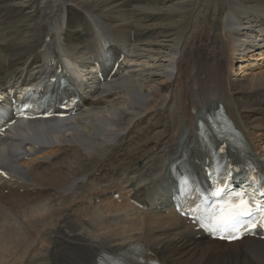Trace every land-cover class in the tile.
<instances>
[{
	"label": "bare ground",
	"instance_id": "1",
	"mask_svg": "<svg viewBox=\"0 0 264 264\" xmlns=\"http://www.w3.org/2000/svg\"><path fill=\"white\" fill-rule=\"evenodd\" d=\"M218 1L0 0V88L12 81L26 85L52 48L87 67L90 50L104 36L126 44L134 59L79 116L18 126L16 134L0 140V164L16 172L25 191L40 192L30 201L13 195L0 199V264H93L100 247L118 249L143 239L165 264H264V242L243 239L226 247L195 242L176 218L138 216L103 197L157 178L182 156L183 140L196 147L197 120L209 128L215 102L222 103L264 164V72L239 81L226 75V67L240 60L264 61V0ZM190 45L197 52L193 66L188 76H175L169 101L181 103V115L169 107L165 91L172 80L165 78L183 72L176 54ZM185 56L186 51L180 59ZM204 69L210 77L201 76ZM146 129L150 137L142 133ZM160 140L166 141L157 146ZM145 143L150 150H144ZM156 147L161 155L152 152ZM146 154L148 161L138 167ZM26 155L31 161L15 163ZM99 199L105 204L100 209Z\"/></svg>",
	"mask_w": 264,
	"mask_h": 264
},
{
	"label": "snow or ice",
	"instance_id": "2",
	"mask_svg": "<svg viewBox=\"0 0 264 264\" xmlns=\"http://www.w3.org/2000/svg\"><path fill=\"white\" fill-rule=\"evenodd\" d=\"M251 201L232 204V205H216L212 210V222L209 230L212 232H225V236L221 238L235 239L241 234H246L247 231H253L257 227V222H252L245 226L242 224V219L245 217L251 218L257 213H264V204L255 208V211L250 206ZM259 227L264 228V214L260 216L258 221Z\"/></svg>",
	"mask_w": 264,
	"mask_h": 264
},
{
	"label": "rangeland",
	"instance_id": "3",
	"mask_svg": "<svg viewBox=\"0 0 264 264\" xmlns=\"http://www.w3.org/2000/svg\"><path fill=\"white\" fill-rule=\"evenodd\" d=\"M222 1H224V0H220V1H218L219 2V4H221L222 3ZM204 2V0H201V3H203ZM194 19H195V17L192 19V22L194 21ZM187 31H188V33H187ZM191 32V28H189L188 30H186L185 32H184V34H183V38L184 37H186L185 38V40L188 38V36H190L189 35V33ZM187 34V35H186ZM182 38V39H183ZM185 40L183 41V43L185 42ZM182 45V42H181V44H180V46ZM183 47V50H179V52L176 54V65L178 66V69H180L181 68V66H182V70H183V72L182 73H180L179 75H177V70H175V72L173 73V76H172V78H165V79H167L168 81L169 80H172V81H170L171 82V86L169 87V88H166V91H165V94H167V95H169L168 96V99H167V102H169L170 101V97L176 92V90H175V88L173 87V83L175 82V80H174V78H175V76L177 77L178 76V79H180V77H181V75H189V73H190V68H189V66H193L192 65V57H194L195 55H196V53L197 52H195V53H193L192 52V54L190 53L191 51H189V50H191L192 48H191V45L190 46H182ZM201 47V46H200ZM181 48V47H180ZM187 50H188V52L189 53H187ZM186 51V56H185V58H184V61L182 60V59H180L181 58V56H182V54L184 53ZM190 54V55H189ZM187 55H188V58H187ZM220 56V55H219ZM194 59V58H193ZM188 60L190 61V64H188ZM224 60V58H221V60L220 61H222V62H224L223 61ZM264 62V61H263ZM253 64H258V65H260L258 62H253ZM257 67V66H256ZM252 68V67H251ZM261 72H264V70L262 69V71ZM205 75H207L208 77H210L211 76V72L210 73H208L207 72V70L206 69H204V71H203V74L201 75L202 77L203 76H205ZM233 75H234V77L235 78H237V79H239V78H241V76H242V74H241V72H234L233 73ZM216 78L217 79H221L222 78V75L220 74H218L217 76H216ZM232 79V78H231ZM241 79H243V78H241ZM193 83V80L192 79H190L189 80V84L191 85ZM187 96H189V94L188 93H186V98H187ZM195 99V98H194ZM172 102H169V107H173L174 109H176L178 112H180L181 113V115L183 114V110H181L180 108H179V105L181 104H176V103H173V104H171ZM186 105H188V106H190V103H188V101L186 102ZM165 116V115H164ZM168 116V114L165 116V117H167ZM153 120H150V121H148L149 122V124L150 123H153L152 122ZM170 129V128H169ZM169 129H168V131H169ZM147 130V129H146ZM145 130V131H146ZM150 131V133H151V130H149ZM142 133L143 134H145V135H147V136H151L150 135V133L149 134H147V132L145 133L144 131H142ZM167 140V139H166ZM166 140H160L158 143H157V146H159V145H162V144H164L165 143V141ZM143 148H144V150L145 151H148V150H150V144H148V143H145L144 145H143ZM158 148L156 147V148H154L153 150H152V152H158V150H157ZM151 152V151H150ZM151 152V153H152ZM151 153L149 154V155H151ZM154 153V154H155ZM158 155H161L159 152H158ZM147 157H148V154H146L144 157H141L140 158V160L138 161V163H137V166L138 167H140L139 165H141L144 161H148L147 160ZM153 163V159H150L149 160V164H152ZM108 167H106L105 168V172H106V169H107ZM108 169H110V168H108ZM0 199H3V198H0ZM162 218H164V219H166L165 217H163L162 216ZM43 244V243H42ZM36 250H39V248H38V246L36 245ZM38 252V251H37Z\"/></svg>",
	"mask_w": 264,
	"mask_h": 264
}]
</instances>
